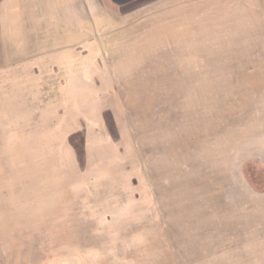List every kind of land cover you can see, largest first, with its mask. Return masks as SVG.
Instances as JSON below:
<instances>
[{
	"label": "rangeland",
	"instance_id": "rangeland-1",
	"mask_svg": "<svg viewBox=\"0 0 264 264\" xmlns=\"http://www.w3.org/2000/svg\"><path fill=\"white\" fill-rule=\"evenodd\" d=\"M201 1L22 0L0 264H264V0Z\"/></svg>",
	"mask_w": 264,
	"mask_h": 264
},
{
	"label": "crops",
	"instance_id": "crops-1",
	"mask_svg": "<svg viewBox=\"0 0 264 264\" xmlns=\"http://www.w3.org/2000/svg\"><path fill=\"white\" fill-rule=\"evenodd\" d=\"M61 1H62V7H68L69 4H71V1L74 3L76 0H61ZM173 1H176V2L179 1L180 2L181 0H173ZM193 1H199V0H187V3H190ZM227 1L228 0H204L203 2L202 1L199 2L198 5L200 3H204V5L208 4V6L211 9H214L215 12H217V11L223 10ZM21 2H22V0H3L0 4V15H1V19L3 20L2 24H5L3 27V30H2V36L0 37V40L3 41L4 46H7V40L12 41V44H13L12 48L10 49V51H12V52H10L8 54V56H9L8 62H9V64H11V66H8V68H7L6 65H1L0 66V74L3 73L4 75H6V74H9L6 71H10V73L13 77H11L9 75L8 76L6 75L5 77H7V82H9L8 83L9 87L10 88L12 87V89H15V87H17V85H15V84H16V82H18L17 65H16L17 58L16 57H21L23 54L22 50H24L23 49L24 47L21 46V42H22L23 38L20 37L22 34V32H21L22 29L20 30L19 37H17L15 35L17 31L13 30V31H15V32H13L14 33L13 36L11 37L9 35L8 38H7V32H5L4 30L7 29L6 24H7L8 20H9V24H10V19H11L12 14L14 15L13 16V22L14 23L12 22L13 25L14 26L18 25L19 27L22 26V21H21V16H20V10L22 9ZM80 2L82 3V6H81ZM18 3H19V6H18ZM94 3H96V2H94ZM216 3H218V4H216ZM173 5H174V3H173ZM77 6H78V8H81V7L84 8L85 7V0H77ZM181 8L178 6V9H181ZM17 40H19V42H20L19 45L16 43V42H18ZM9 99H11V98H9ZM1 102H0V105L3 106V110L2 111L0 110V120L2 119V114L4 112H6V113L7 112H16V107H17L15 105V102H13V101H8V103H7L5 100H1ZM6 104L10 105V106H14V107L10 108V106H9L7 108L5 106Z\"/></svg>",
	"mask_w": 264,
	"mask_h": 264
}]
</instances>
